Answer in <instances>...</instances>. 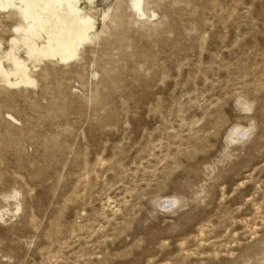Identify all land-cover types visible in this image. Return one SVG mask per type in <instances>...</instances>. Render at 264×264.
I'll list each match as a JSON object with an SVG mask.
<instances>
[{"label": "rangeland", "instance_id": "obj_1", "mask_svg": "<svg viewBox=\"0 0 264 264\" xmlns=\"http://www.w3.org/2000/svg\"><path fill=\"white\" fill-rule=\"evenodd\" d=\"M93 1L123 18L1 93L0 264H264V0Z\"/></svg>", "mask_w": 264, "mask_h": 264}, {"label": "bare ground", "instance_id": "obj_2", "mask_svg": "<svg viewBox=\"0 0 264 264\" xmlns=\"http://www.w3.org/2000/svg\"><path fill=\"white\" fill-rule=\"evenodd\" d=\"M93 2L0 0V30L10 33L7 47L0 36V115L3 113L1 93L32 89L38 86L40 79L43 82L48 80L54 73V66L68 67L81 61V50L94 45L108 31V22L113 24L123 18L124 14L118 11L112 18L108 9L103 13V29L97 32L98 10L92 6ZM84 3L91 6L86 9ZM120 7L121 4H117V9ZM130 9L141 19L150 17L145 0H131ZM6 115L15 121L13 115ZM239 134L245 136L247 130L234 129L231 141ZM176 203L177 200L168 198L161 202V206L169 207Z\"/></svg>", "mask_w": 264, "mask_h": 264}]
</instances>
